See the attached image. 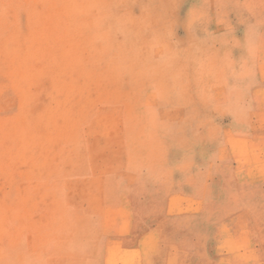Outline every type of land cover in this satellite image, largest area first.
I'll use <instances>...</instances> for the list:
<instances>
[{
	"label": "rangeland",
	"instance_id": "374dc122",
	"mask_svg": "<svg viewBox=\"0 0 264 264\" xmlns=\"http://www.w3.org/2000/svg\"><path fill=\"white\" fill-rule=\"evenodd\" d=\"M0 264H264V0H0Z\"/></svg>",
	"mask_w": 264,
	"mask_h": 264
}]
</instances>
